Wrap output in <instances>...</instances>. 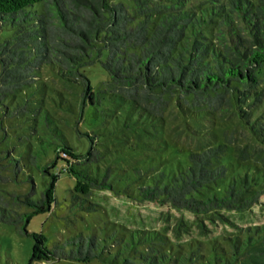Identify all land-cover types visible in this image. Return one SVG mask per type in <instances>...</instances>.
<instances>
[{
  "label": "trees",
  "instance_id": "obj_1",
  "mask_svg": "<svg viewBox=\"0 0 264 264\" xmlns=\"http://www.w3.org/2000/svg\"><path fill=\"white\" fill-rule=\"evenodd\" d=\"M191 1L0 0V102L39 92L45 104L53 90L41 79L44 67L69 87V98L56 92L70 115L64 123L69 134L56 123V156L39 165L50 180L38 197L35 186L27 193L0 192V220L35 238L31 261L67 256L98 257L105 264H264V222L241 224L231 216L252 210L264 195V115H254L264 106V0ZM97 60L108 72L98 90L86 72ZM167 96L187 102L179 106L185 126L196 123L195 147L164 140L161 105ZM223 101L249 126L252 142L232 146L204 126L203 114L210 111L204 107ZM88 111L101 114L85 126ZM111 125L128 144L131 134L140 139L149 133L151 153H137L134 174L124 178L133 189L126 191L140 202L179 211L177 239L153 228L114 227L48 246L46 235L28 230L32 214L52 208L63 171L76 178L75 199L88 202L94 189L110 184L100 162L116 148ZM35 154L29 157L34 163ZM59 159L64 164L53 170ZM88 203L83 206L97 209ZM222 225L229 232L218 236L214 230ZM191 227L206 238H191Z\"/></svg>",
  "mask_w": 264,
  "mask_h": 264
},
{
  "label": "rangeland",
  "instance_id": "obj_2",
  "mask_svg": "<svg viewBox=\"0 0 264 264\" xmlns=\"http://www.w3.org/2000/svg\"><path fill=\"white\" fill-rule=\"evenodd\" d=\"M124 1L126 4L129 3V0ZM200 2L202 0L191 1L195 5ZM105 58L106 51L103 53L102 60ZM102 60H97L86 67L92 85L97 90L108 78V72ZM41 76L45 84L51 88L50 91L53 90V97L49 98L45 104L39 101V92H34L29 100L22 101L21 98H17L12 102L9 100L0 102V192L2 194L11 191L27 193L35 186L34 197H38L50 180V175L43 174L39 165L45 164L56 156L53 142L57 139L52 133L56 128V123L60 122L61 126L66 129L65 132L69 134V125L65 126L64 123L70 115L64 106L58 103L59 99L56 93L57 90H63L69 98V87L58 78L56 71L51 67H44ZM72 94L76 95L74 92ZM167 98L165 106L161 105L165 116L162 127L164 140L181 148L195 147L197 140L193 135L195 133L193 129L196 123L188 122L189 128H187L185 126L186 116L179 106V101L185 105L187 102L185 103L182 99L177 100L175 96H167ZM195 108L197 107L190 106V109ZM204 108L210 110L203 114L205 117L204 126L215 130L217 139H222L224 136L232 146L237 144L242 146L253 141L249 126L243 124L224 101L219 103L218 107ZM121 110L124 112L126 108L122 107ZM100 114V112L88 111L85 126L95 123ZM254 115L260 117L264 115V106H259ZM189 118L190 116H187L188 121ZM261 119L264 121V118L261 117ZM80 124L78 123L77 127ZM120 130L119 127L110 126L112 137H116L111 146L117 149L115 148L111 153L105 152L100 162L102 176L109 170L107 179L110 184L94 189L93 194L86 197L88 202L97 203L96 210L90 211L83 206L89 205L88 202L73 197L76 178L71 173L63 171L56 182V202L52 208L32 214L27 226L28 230L46 235L48 246L52 247L56 243H63L65 239L79 232L86 234L97 232L102 235L114 227L126 231L137 227L153 228L165 232L173 240L177 239L173 236V231L175 226L179 225L181 214L179 211L166 206L157 207L152 202H140L126 191L133 189V185L129 186L128 180L124 178H127L130 172H134L132 167L138 164L137 153L139 151L142 153L143 149L152 150L148 145L151 141L149 133L145 131L140 139L131 134V144H128L119 138ZM105 132L110 134L108 129H104ZM75 140L77 141V139ZM72 142L75 143L73 140ZM84 143L83 148H86V141ZM142 143L145 144L142 145ZM256 146L260 147V144L257 143ZM34 150L37 151L36 154ZM34 154L36 155L35 163L29 160V157ZM63 164L64 160L59 159L53 170L61 168ZM17 209L20 211L31 210V207L17 205ZM242 213L231 216L235 222L241 224L264 222V195L261 197V203L254 206L252 210ZM185 216L189 220L192 219L188 213ZM227 228L222 225L214 232L221 236L222 231L226 234L229 232ZM191 231L193 233L191 238L196 236L206 238L195 227H191ZM193 240L195 241V239ZM34 242L33 234L21 232L15 225L0 220V264H105L98 257L89 261L67 256L31 261ZM69 248L70 245L66 247V250Z\"/></svg>",
  "mask_w": 264,
  "mask_h": 264
}]
</instances>
